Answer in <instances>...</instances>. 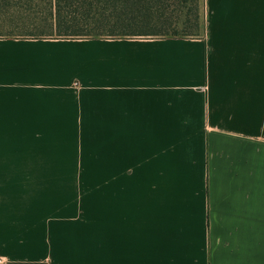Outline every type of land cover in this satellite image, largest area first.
<instances>
[{
    "label": "crops",
    "instance_id": "0c3cea01",
    "mask_svg": "<svg viewBox=\"0 0 264 264\" xmlns=\"http://www.w3.org/2000/svg\"><path fill=\"white\" fill-rule=\"evenodd\" d=\"M204 18L0 37V264H264V0Z\"/></svg>",
    "mask_w": 264,
    "mask_h": 264
},
{
    "label": "trees",
    "instance_id": "16d2710c",
    "mask_svg": "<svg viewBox=\"0 0 264 264\" xmlns=\"http://www.w3.org/2000/svg\"><path fill=\"white\" fill-rule=\"evenodd\" d=\"M9 1L0 0L2 22L20 21L26 27L24 34L0 37L198 38L205 30L200 0H35L47 4L45 11L26 17L9 16Z\"/></svg>",
    "mask_w": 264,
    "mask_h": 264
},
{
    "label": "rangeland",
    "instance_id": "374dc122",
    "mask_svg": "<svg viewBox=\"0 0 264 264\" xmlns=\"http://www.w3.org/2000/svg\"><path fill=\"white\" fill-rule=\"evenodd\" d=\"M33 2H31L30 0H10L9 1V5L7 7L8 11L7 14L9 16H14L11 14H19L23 17H26V15L31 14V13H35V14H39L42 11H45V7L47 6L43 4H36L37 1L32 0ZM200 5H204V0H200ZM201 8V7H200ZM204 8V6H203ZM15 17H19L17 15H15ZM3 19L2 17H0V20ZM22 23H20V21H13V22H2V20L0 21V33L2 34H24L22 33L25 30L26 26H21ZM25 25H27V22H25ZM30 27L27 28L26 31H29ZM31 30V29H30ZM22 31V32H21ZM87 189H88V196L89 195H93V194H89V193H93L94 190V182L89 179L87 182ZM92 203L93 204V197H88V204Z\"/></svg>",
    "mask_w": 264,
    "mask_h": 264
}]
</instances>
